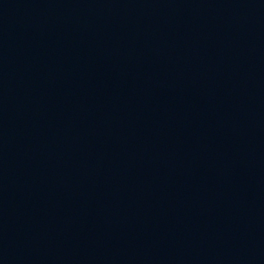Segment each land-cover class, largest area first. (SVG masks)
Wrapping results in <instances>:
<instances>
[{"label": "water", "instance_id": "water-1", "mask_svg": "<svg viewBox=\"0 0 264 264\" xmlns=\"http://www.w3.org/2000/svg\"><path fill=\"white\" fill-rule=\"evenodd\" d=\"M0 264H264V0H0Z\"/></svg>", "mask_w": 264, "mask_h": 264}]
</instances>
